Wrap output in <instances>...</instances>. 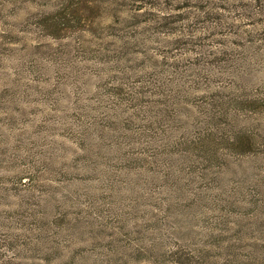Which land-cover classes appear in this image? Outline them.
<instances>
[{"label": "rangeland", "instance_id": "obj_1", "mask_svg": "<svg viewBox=\"0 0 264 264\" xmlns=\"http://www.w3.org/2000/svg\"><path fill=\"white\" fill-rule=\"evenodd\" d=\"M0 264H264V0H0Z\"/></svg>", "mask_w": 264, "mask_h": 264}]
</instances>
